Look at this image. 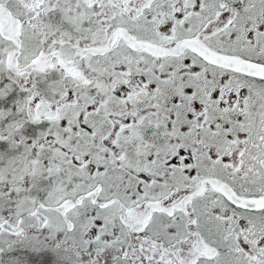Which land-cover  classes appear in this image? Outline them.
Segmentation results:
<instances>
[{"label": "snow or ice", "instance_id": "6c2138e0", "mask_svg": "<svg viewBox=\"0 0 264 264\" xmlns=\"http://www.w3.org/2000/svg\"><path fill=\"white\" fill-rule=\"evenodd\" d=\"M0 264H264V0H0Z\"/></svg>", "mask_w": 264, "mask_h": 264}]
</instances>
